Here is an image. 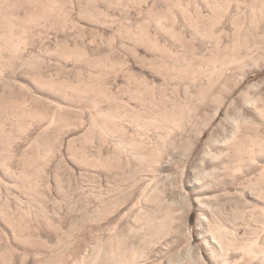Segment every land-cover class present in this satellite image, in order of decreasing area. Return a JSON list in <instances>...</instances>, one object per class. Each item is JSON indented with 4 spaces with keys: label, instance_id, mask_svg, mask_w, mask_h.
<instances>
[{
    "label": "rangeland",
    "instance_id": "obj_1",
    "mask_svg": "<svg viewBox=\"0 0 264 264\" xmlns=\"http://www.w3.org/2000/svg\"><path fill=\"white\" fill-rule=\"evenodd\" d=\"M242 93L264 0H0V264H264Z\"/></svg>",
    "mask_w": 264,
    "mask_h": 264
},
{
    "label": "bare ground",
    "instance_id": "obj_2",
    "mask_svg": "<svg viewBox=\"0 0 264 264\" xmlns=\"http://www.w3.org/2000/svg\"><path fill=\"white\" fill-rule=\"evenodd\" d=\"M254 85L252 86H248L247 87V90L248 88L250 87H253ZM243 95L245 93H242ZM247 94V93H246ZM245 94V95H246ZM243 98V97H241ZM244 106H246L248 108V110H250V113L252 115V117L255 119V121L257 122L256 124H264V110H262L261 108H258V106H256L254 104V101L248 96V94L246 96H244ZM241 112V111H240ZM232 129H233V133L229 136V138H226L227 140L231 141V139H234L236 142L233 143V147L235 148V150L237 149L238 151L239 150H242L244 151V154L246 152H249L251 154V157L252 158H255V154L256 153H259V152H255L252 145L256 144V138L257 136H259L260 134L258 132V129L257 127H259L258 125H256L255 127H250L248 124H247V119L246 118H237V119H233L232 120ZM250 124V123H249ZM231 125V124H230ZM252 128V129H251ZM254 128V129H253ZM260 131V130H259ZM229 134V133H228ZM264 134V133H263ZM242 136V140H241V137ZM254 138V139H253ZM247 139H253L251 141H253L252 145H251V148H249L250 145H247L246 141ZM226 140V142H228ZM241 141V142H239ZM261 142V141H260ZM260 142L258 144H260ZM211 144H216L217 145V142L215 140H213L212 138V135H210V137L207 139L206 141V145L205 147L203 148L202 150V154L201 156L203 158H207V160H211L212 161H216V158H217V155L212 151L211 149ZM231 144V143H230ZM232 145V144H231ZM260 146V145H259ZM258 147V146H257ZM247 148V149H246ZM225 149V148H224ZM236 150V151H237ZM261 155V154H259ZM202 158V159H203ZM221 158V157H220ZM246 159V157L244 158ZM218 160V158H217ZM203 162V161H202ZM218 165V164H217ZM203 167V166H202ZM205 167V166H204ZM241 170V169H240ZM213 175V174H212ZM148 176V175H147ZM205 176V175H204ZM236 176V175H235ZM149 177V176H148ZM249 177V176H248ZM260 178V177H259ZM145 180V179H144ZM226 180V179H225ZM141 183V182H140ZM146 185V184H145ZM211 185V184H210ZM198 186V190L200 191H204L206 190V184H200V185H197ZM196 189V188H195ZM210 190V189H209ZM199 191V192H200ZM209 196V195H208ZM153 197V196H152ZM201 202V201H200ZM199 202V203H200ZM263 208V207H262ZM259 232V231H258ZM250 233V232H249ZM257 234V233H256ZM260 235V234H259ZM205 241V240H204ZM207 244V243H206ZM214 244V243H213ZM208 246V245H207ZM214 247V246H213Z\"/></svg>",
    "mask_w": 264,
    "mask_h": 264
}]
</instances>
